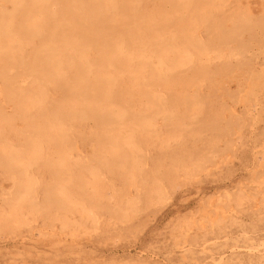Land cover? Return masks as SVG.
Instances as JSON below:
<instances>
[{"label":"rangeland","instance_id":"rangeland-1","mask_svg":"<svg viewBox=\"0 0 264 264\" xmlns=\"http://www.w3.org/2000/svg\"><path fill=\"white\" fill-rule=\"evenodd\" d=\"M0 264H264V0H0Z\"/></svg>","mask_w":264,"mask_h":264}]
</instances>
